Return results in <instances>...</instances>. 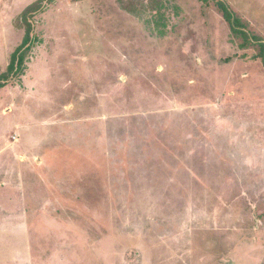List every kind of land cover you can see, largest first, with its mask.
Returning <instances> with one entry per match:
<instances>
[{
    "label": "rangeland",
    "instance_id": "374dc122",
    "mask_svg": "<svg viewBox=\"0 0 264 264\" xmlns=\"http://www.w3.org/2000/svg\"><path fill=\"white\" fill-rule=\"evenodd\" d=\"M217 1L0 0V264H264V0Z\"/></svg>",
    "mask_w": 264,
    "mask_h": 264
},
{
    "label": "trees",
    "instance_id": "16d2710c",
    "mask_svg": "<svg viewBox=\"0 0 264 264\" xmlns=\"http://www.w3.org/2000/svg\"><path fill=\"white\" fill-rule=\"evenodd\" d=\"M201 1L208 3L211 0H201ZM216 3H217V7L219 8V10L222 12L224 19L230 25L231 29L233 31H237V28L241 27L240 26L241 22L239 18H237L235 13L231 10L230 6L225 1L221 0V1H217ZM240 32H242V34L244 35H247L245 31H240ZM31 42H32L31 33L27 32V35L25 37L23 44L16 50V52L12 56V61L8 67V72L4 73L0 77V89H2L5 86V83L7 82L10 74H13L15 72L20 74L21 72H23L22 68L24 66L25 56L23 55L22 51L25 48H27V50L30 49ZM262 57L264 58V55Z\"/></svg>",
    "mask_w": 264,
    "mask_h": 264
}]
</instances>
